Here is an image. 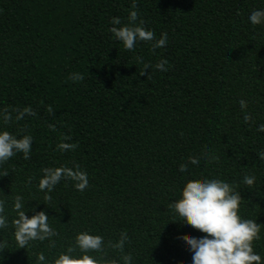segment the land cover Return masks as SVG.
Masks as SVG:
<instances>
[{
	"label": "trees",
	"instance_id": "trees-1",
	"mask_svg": "<svg viewBox=\"0 0 264 264\" xmlns=\"http://www.w3.org/2000/svg\"><path fill=\"white\" fill-rule=\"evenodd\" d=\"M133 0H0V130L31 137L29 158L0 163V264L51 260L78 232L102 238L97 264H191L185 227L170 204L189 180L219 179L239 194L237 214L259 226L264 264V23L247 17L264 0H135L137 20L166 44L125 50L109 32L128 23ZM117 27H119L117 25ZM140 57L149 68L140 75ZM168 61L167 71L152 67ZM78 75L80 79L73 80ZM245 101L241 109L239 101ZM25 107L31 114L16 120ZM247 114L249 120L244 121ZM74 145L61 151L60 143ZM215 157V159H212ZM190 158L199 166L189 163ZM186 165L184 172L179 171ZM76 167L87 187L62 178L36 185L42 169ZM245 176L253 183H243ZM49 197L44 200V195ZM25 215L44 211L56 235L18 247L14 197ZM127 239L113 247L121 233Z\"/></svg>",
	"mask_w": 264,
	"mask_h": 264
},
{
	"label": "clouds",
	"instance_id": "clouds-1",
	"mask_svg": "<svg viewBox=\"0 0 264 264\" xmlns=\"http://www.w3.org/2000/svg\"><path fill=\"white\" fill-rule=\"evenodd\" d=\"M135 0H133L131 10L127 14L128 23H121L119 17H112L110 20L112 27L109 32L122 43L125 50L131 51L137 42H151L153 49L162 48L167 41V34L161 33L159 38H155L151 30L143 27V22L135 23L137 12L135 11ZM252 25L264 23V9H256L249 13L247 17ZM117 25L119 27H117ZM137 62L142 64L140 75H145L149 68L140 57ZM168 61L161 59L152 67L159 71H167ZM73 80L80 77L74 75ZM241 109L245 107V101L240 100ZM25 114H31L29 108L25 107L16 111L15 119L20 120ZM12 119L6 110H0V122L7 123ZM244 121L249 120L247 114ZM257 130L264 132V125H258ZM31 137L28 135L14 136L6 130H0V163L12 157L16 152L22 154L24 159L29 158ZM74 145L68 143L58 144V148L63 151L71 149ZM258 157L264 160V152L258 153ZM215 159V157H212ZM189 163L199 166V161L190 158ZM186 165L181 164L179 171L184 172ZM42 176L36 185L40 191L50 192L62 178L71 179L77 191H83L88 184L87 175L78 167L68 169L63 166L56 168L42 169ZM7 175V172L0 173V176ZM254 177L245 176L243 183L251 185ZM43 199L49 197L45 194ZM240 196L234 192L229 184L219 179H203L200 181L189 180L180 190V196L170 204L175 214L179 217L185 227L198 230L203 235L199 237H182L181 240L188 246L191 252V264H261V257L253 251L252 241L258 238L259 226L252 220L242 219L237 214ZM12 209L16 217L12 220L14 239L20 248L33 240L43 241L55 236V231L48 224V216L44 211H36L32 215H25L24 202L20 196L14 197ZM0 207V212H2ZM7 219L0 215V228L7 226ZM127 239L122 232L120 239L113 245L117 249L123 247ZM74 246L80 255H73L74 247L69 245L65 251L58 253L50 264H97L96 258L88 255L89 251H98L102 246V238L88 232H78L74 236ZM122 264H131V257L124 255L121 257ZM36 264H49L43 253L35 256Z\"/></svg>",
	"mask_w": 264,
	"mask_h": 264
}]
</instances>
